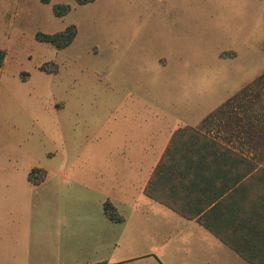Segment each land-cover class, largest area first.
<instances>
[{
    "label": "rangeland",
    "instance_id": "1",
    "mask_svg": "<svg viewBox=\"0 0 264 264\" xmlns=\"http://www.w3.org/2000/svg\"><path fill=\"white\" fill-rule=\"evenodd\" d=\"M71 26L64 50L36 39ZM0 48V264H70L67 224L103 216L151 133L264 121V0H0Z\"/></svg>",
    "mask_w": 264,
    "mask_h": 264
},
{
    "label": "crops",
    "instance_id": "2",
    "mask_svg": "<svg viewBox=\"0 0 264 264\" xmlns=\"http://www.w3.org/2000/svg\"><path fill=\"white\" fill-rule=\"evenodd\" d=\"M246 113L234 117L229 138H217L237 155L199 160L198 170L161 171L154 180L173 134L183 128L166 133L162 150L157 130L138 153L120 157V170L103 181V216L67 224L70 264H264V121ZM48 174L40 185L29 175L28 181L40 187ZM152 181L168 204L146 195ZM108 201L123 221L108 218Z\"/></svg>",
    "mask_w": 264,
    "mask_h": 264
},
{
    "label": "trees",
    "instance_id": "3",
    "mask_svg": "<svg viewBox=\"0 0 264 264\" xmlns=\"http://www.w3.org/2000/svg\"><path fill=\"white\" fill-rule=\"evenodd\" d=\"M44 1L47 3L48 0ZM94 2L95 0H77V3L81 6ZM70 11L71 9L69 6L54 7V15L57 18H65ZM76 36L77 29L76 27L71 26L64 32L53 35L38 33L36 35V39L41 43L50 44L59 50H64L73 43ZM6 58V51L0 48V70L5 66ZM246 94L247 91H244V95ZM220 112L224 113L223 110H219V114ZM217 154L237 155L236 152L231 151L229 148L219 143L216 138L208 133H203L200 129L193 127L180 129L173 134L165 155L154 173V180L161 171L174 174L177 172L184 173L192 170H198L199 166L203 165V163H200L199 160L210 158L211 156H215ZM37 172L41 173L42 170L34 169L29 175V181L35 185H40L45 181L46 176L44 174V177L35 179V173ZM145 193L159 202L168 204V201H165L158 195V190L154 187L153 181L149 184ZM104 211L108 218L112 221H123V218L118 214L116 208L111 202L108 201L105 203Z\"/></svg>",
    "mask_w": 264,
    "mask_h": 264
}]
</instances>
